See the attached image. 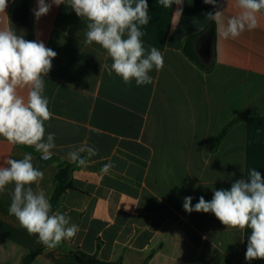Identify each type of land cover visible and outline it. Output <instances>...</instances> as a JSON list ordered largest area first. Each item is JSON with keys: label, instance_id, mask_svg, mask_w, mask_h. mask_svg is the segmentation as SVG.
I'll use <instances>...</instances> for the list:
<instances>
[{"label": "crops", "instance_id": "0c3cea01", "mask_svg": "<svg viewBox=\"0 0 264 264\" xmlns=\"http://www.w3.org/2000/svg\"><path fill=\"white\" fill-rule=\"evenodd\" d=\"M147 2L150 20L141 39L146 49L163 54L164 66L153 69L152 83L142 86L107 74L111 58L84 42L86 23L70 7L53 5L37 19V0H8L0 13V28L43 41L57 53L44 93L52 112L45 128L55 134L53 155L42 159L33 148L0 138V163L31 153L44 173L39 187L50 199L59 170L74 164L68 152L98 149L74 171L73 188L56 210L79 226L78 233L46 248L32 264H83L70 254L76 251L121 264H263L245 260L250 230L227 229L211 213H187L183 198L191 196L193 205L200 196L210 201L214 189H230L250 168L264 177V14L256 29L224 40L207 14L224 10L226 21L238 11L235 0H184L172 8ZM209 27L193 43L207 71L184 47ZM242 115L248 116L213 149L223 129ZM109 162L114 167L102 173ZM12 188L0 193V264H22L42 245L9 214Z\"/></svg>", "mask_w": 264, "mask_h": 264}, {"label": "clouds", "instance_id": "9594fccd", "mask_svg": "<svg viewBox=\"0 0 264 264\" xmlns=\"http://www.w3.org/2000/svg\"><path fill=\"white\" fill-rule=\"evenodd\" d=\"M216 5L217 0H203ZM184 0H159L164 8L183 5ZM64 4L86 23L85 43L97 44L111 58L105 64L109 76L115 73L125 85L152 83L149 73L162 70L163 54L155 47L146 49L142 26L149 23L147 0H37L34 16L47 15L53 5ZM8 0H0V13H5ZM236 14L226 21L224 10L207 14V19L219 26L222 39H237L245 31L258 27V17L264 14V0H235ZM178 17L182 8L174 11ZM57 53L43 41L27 40L12 28H0V138L9 144L33 148L42 159H50L56 147L55 134L46 133L45 123L52 118L49 99L45 93L48 77ZM86 153V155H83ZM68 159L77 166H86L88 157L98 155V149L81 146L68 152ZM31 153L22 159L6 158L0 163V193L12 185L9 214L37 243L55 249L76 236L79 226L70 217L53 211L47 193L39 187L44 173L34 167ZM114 165L109 162L101 169L108 173ZM245 173V172H244ZM36 185L37 187H32ZM192 197L183 198L187 213H211L226 228L247 236L246 261H264V177L250 168L244 179L236 180L230 189L213 190L210 201L203 196L193 205ZM243 242V239L241 240Z\"/></svg>", "mask_w": 264, "mask_h": 264}, {"label": "trees", "instance_id": "16d2710c", "mask_svg": "<svg viewBox=\"0 0 264 264\" xmlns=\"http://www.w3.org/2000/svg\"><path fill=\"white\" fill-rule=\"evenodd\" d=\"M209 29L205 30L203 33L199 35H193L185 44L184 47V53L185 55L198 67H200L203 70L210 71V68H207L204 63L202 62L201 58L197 54V52L194 49V40L202 36L203 34H206ZM248 115H242L237 117L236 119L232 120L221 132V134L218 136V138L215 140L213 144V149L217 148L222 139L225 137V135L228 133V131L231 129V127L238 123L243 121L247 118ZM80 166H77V164H69L66 167L59 170V172L56 175L55 178V189L53 194L51 195L50 202L53 207V211H56L59 206V202L62 198V196L69 190L73 188V173L74 171ZM46 249L45 246L41 245L37 250L32 251L29 253L23 260L22 264H32L33 261L40 256L44 250ZM71 255H74L81 263L83 264H121V263H108L103 262L99 260V258L96 255H90L81 251L76 252H70ZM264 264V261H263Z\"/></svg>", "mask_w": 264, "mask_h": 264}, {"label": "rangeland", "instance_id": "374dc122", "mask_svg": "<svg viewBox=\"0 0 264 264\" xmlns=\"http://www.w3.org/2000/svg\"><path fill=\"white\" fill-rule=\"evenodd\" d=\"M209 47H210V45H209ZM209 50H210V48H209ZM204 51V50H203ZM208 56L209 57H205V59H206V62H208L209 63V61H211L212 60V57H211V50L209 51V54H208Z\"/></svg>", "mask_w": 264, "mask_h": 264}]
</instances>
